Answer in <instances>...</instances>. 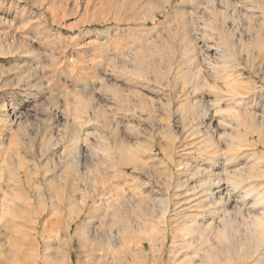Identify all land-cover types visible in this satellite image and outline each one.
<instances>
[{
	"label": "rangeland",
	"instance_id": "374dc122",
	"mask_svg": "<svg viewBox=\"0 0 264 264\" xmlns=\"http://www.w3.org/2000/svg\"><path fill=\"white\" fill-rule=\"evenodd\" d=\"M165 1L0 0V264H264V0Z\"/></svg>",
	"mask_w": 264,
	"mask_h": 264
},
{
	"label": "bare ground",
	"instance_id": "6f19581e",
	"mask_svg": "<svg viewBox=\"0 0 264 264\" xmlns=\"http://www.w3.org/2000/svg\"><path fill=\"white\" fill-rule=\"evenodd\" d=\"M145 2H146V4L147 5H149V7H154V5L153 4H157V0H144ZM181 1H183V0H181ZM171 2H172V0H166L165 1V3H164V5H162L161 6V8L162 9H166V6L167 5H170L171 4ZM211 2V1H210ZM146 4H143V5H146ZM138 5V4H137ZM142 6V5H141ZM157 7V6H156ZM159 7V6H158ZM197 7V6H196ZM199 7V6H198ZM148 8V7H147ZM160 8V9H161ZM160 9H154V10H156V11H153L152 9V11L150 10V12H151V14L148 16V19L150 20V21H152V23H155V19L157 18V14L160 12ZM167 10V9H166ZM173 10H175V9H173ZM172 10V11H173ZM168 13V12H167ZM193 16V12L190 10V11H183V13L180 15V16H172L171 15V13L170 14H168L167 16H166V22H167V24H166V26H163L160 30H158L155 34L153 33V30L151 31V33H153V35H151V36H149L145 41H143V45H145V48L146 47H148V48H151L149 51H151L152 49L153 50H158V48L162 45V43H164V44H169V43H172V44H178L179 45V47H181L182 45H183V38H184V35L186 34V32H187V30H188V19L190 18V17H192ZM197 16V15H196ZM146 20V19H145ZM194 20V19H193ZM144 21V20H143ZM194 22V21H193ZM199 22V21H198ZM195 23V22H194ZM191 25V24H190ZM152 28V27H151ZM150 28V29H151ZM149 30V29H148ZM149 32V31H148ZM155 32V31H154ZM145 33L146 32H144V34L143 35H145ZM198 35L200 34V33H197ZM148 35V34H147ZM146 36V35H145ZM145 36H142V37H145ZM139 41L141 42L142 40H140L139 39ZM140 44V43H139ZM142 45V44H141ZM142 45V46H143ZM140 48H142V47H140ZM144 48V49H145ZM176 48V47H175ZM172 49V48H171ZM173 49H174V47H173ZM172 49V50H173ZM148 50V49H147ZM146 51V50H145ZM184 55H185V57L186 58H188L189 60H190V63H193V64H190V68H189V72H191L192 70H197L198 71V65L197 64H194L195 62H194V60L188 55V54H186V53H184ZM183 57V56H182ZM193 61V62H192ZM195 65V66H194ZM211 69V71H212V75H215L214 73H215V70H214V68L213 67H211L210 68ZM192 72H194V71H192ZM241 85V84H240ZM244 85V84H243ZM194 86V85H193ZM196 88V87H195ZM243 89V91L242 90H240V91H236V96H238V98H239V100L241 101V100H243V98L245 99L246 97H248V98H250L251 96H252V94H253V92L251 93V91L250 90H248V89H246L245 87L244 88H242ZM218 95V94H217ZM220 96V95H219ZM219 97H217L216 99H218ZM247 99V98H246ZM238 100V101H239ZM237 114V113H236ZM236 114H234L235 115V117L236 118H238V115H236ZM246 115H247V117L248 118H253V115L251 114V113H249V112H247V113H245ZM259 135H261V133L259 132ZM259 137H261V136H259ZM201 144H203L202 142H201ZM210 149V148H209ZM209 151L210 150H207V149H205V147L203 148V149H201V153L202 154H207V153H209ZM133 159V158H132ZM136 165H134V167H135ZM12 176H13V179H14V187H13V189H14V192H13V208H14V212H15V215H16V218L17 219H21L22 218V209L20 208V204H19V201L21 200V198H22V195H23V193L25 192V190H26V188H27V184H28V174H27V171L25 170V169H23V170H21V168H20V166H18L14 171H13V174H12ZM23 176L24 177H26L25 179H23ZM71 183V182H70ZM219 183V182H218ZM96 184V183H95ZM104 185V184H103ZM102 185V186H103ZM70 187V186H69ZM101 188V187H100ZM71 189H75V188H71ZM65 190V189H64ZM67 192V191H66ZM68 193V192H67ZM67 193H66V195H67ZM71 193V192H70ZM103 194V193H102ZM100 195V194H99ZM99 195H97V197H98V199H99V197H101V195L99 196ZM116 195V194H115ZM58 197V196H57ZM66 197V196H65ZM72 197V196H71ZM75 198H76V196H74ZM59 198H60V196H59ZM59 198H57V199H59ZM64 198V197H63ZM63 198H60L59 199V204H57V202H56V206L54 207L53 206V203H52V209L53 208H56L57 206V208H59L60 209V211L61 212H63V211H65L66 209H67V219L68 220H66L65 221V223H67V227H68V229L67 230H69V228H70V221H71V219L73 218H75L74 216H72V213H73V210H75V208H73L72 209V202L70 201V200H68L69 202V206H68V208H65V206H64V199ZM67 198V197H66ZM68 198H70V197H68ZM87 198V197H86ZM114 199H116V197L114 198ZM95 200V199H94ZM102 200V199H101ZM100 200V201H101ZM127 200V199H126ZM87 201V200H86ZM91 201H92V199H91ZM106 201V200H105ZM128 201V200H127ZM188 201V200H187ZM94 202V201H93ZM75 203V202H74ZM100 203V202H99ZM102 203V202H101ZM105 203V202H104ZM85 204V203H84ZM96 204V203H95ZM106 204V203H105ZM55 205V204H54ZM101 205V204H100ZM103 205V204H102ZM56 208V209H57ZM79 208V207H78ZM85 208V207H84ZM102 209H104L105 207H101ZM192 208V207H191ZM56 209H54V210H56ZM190 209V208H189ZM57 211V210H56ZM59 211V212H60ZM100 212V211H99ZM99 212H97V214H99ZM102 212V211H101ZM104 212H106V210H104ZM78 211L77 212H74V214H75V216H76V218L79 216L78 214ZM55 214V216L58 214V213H54ZM61 214V213H60ZM59 214V217L61 216ZM73 214V215H74ZM77 214V215H76ZM101 214V213H100ZM112 214V213H111ZM101 216V215H100ZM115 216V215H114ZM205 216H206V214H205ZM96 217H98V215L96 216ZM56 218H57V216H56ZM100 218V217H99ZM114 218V217H113ZM205 218V217H204ZM108 219H109V217H108ZM121 219V218H120ZM119 219V220H120ZM75 220V219H74ZM104 220V219H103ZM111 220H112V218H111ZM106 221V220H105ZM190 221V220H189ZM117 222V221H116ZM121 222V221H120ZM112 223V222H111ZM100 224V223H99ZM103 224V223H102ZM117 224H118V222H117ZM122 224V223H121ZM124 224V223H123ZM122 224V226L124 227V228H126L127 227V225H123ZM36 225H37V223H36ZM100 226V225H99ZM120 226V225H119ZM101 227H103V226H101ZM36 229V228H35ZM102 229V228H101ZM127 229V228H126ZM103 230V229H102ZM106 230H107V228H106ZM118 230V229H117ZM122 230H124V229H122ZM121 230V231H122ZM62 231H64V230H62ZM105 231V230H104ZM110 231H113V230H110ZM107 232H108V230H107ZM123 232H125V231H123ZM122 232V233H123ZM59 233V232H58ZM71 233V232H70ZM101 233H105V232H101ZM122 233H121V235H122ZM38 234V233H37ZM115 234V233H114ZM70 235V234H69ZM73 234H71V236H72ZM88 236V235H87ZM103 236V235H102ZM105 236H107V235H105ZM105 236H103V237H105ZM110 236V235H109ZM109 236H107V238L106 239H108V237ZM113 236V235H112ZM116 236V235H115ZM63 237H65V236H63ZM70 237V236H69ZM89 237H90V235H89ZM119 237V236H118ZM57 238V237H56ZM67 238V237H66ZM65 238V239H66ZM37 239V241H36V243H37V248H39L40 246H38V245H41L40 244V241H39V239L38 238H36ZM63 239V238H62ZM73 239V238H72ZM72 239H71V241H72ZM97 239V238H96ZM103 239V238H102ZM101 239V240H102ZM111 239V237L109 238V240ZM112 239H114V238H112ZM121 239H122V237H121ZM18 240V239H17ZM56 240H58L59 241V238L58 239H56ZM94 240V239H93ZM125 239H123V241H124ZM67 241V240H66ZM91 241H92V239H91ZM95 241V240H94ZM94 241H93V243H94ZM122 241V242H123ZM88 242V241H87ZM100 242V241H99ZM108 242H110V241H108ZM95 243H97V242H95ZM114 243H115V241H114ZM43 244V243H42ZM79 244V243H78ZM90 244V243H89ZM113 243H111V245H112ZM36 245V244H35ZM65 245H69V243L67 244H65ZM94 245V244H93ZM99 245V244H98ZM104 245V244H103ZM102 245V246H103ZM115 245V244H114ZM45 246V245H44ZM71 246V245H70ZM78 246V245H77ZM91 246V248H92V245H90ZM89 246V247H90ZM109 246H110V244H109ZM109 246L107 247V248H109ZM113 246V245H112ZM111 246V248H114V247H112ZM42 247V246H41ZM46 247V246H45ZM58 247V246H57ZM84 247V246H83ZM115 247H116V245H115ZM84 248H86V247H84ZM117 248V247H116ZM57 249V248H56ZM82 249V248H81ZM90 249V248H89ZM96 249H97V247H96ZM101 249H103V248H101ZM110 249V248H109ZM78 250V249H77ZM88 250V249H87ZM89 251V250H88ZM103 251H105V249L103 250ZM111 251H113V249L111 250ZM122 252H123V250H122ZM124 252H126V251H124ZM99 253V252H98ZM101 253V252H100ZM99 253V254H100ZM106 253V252H105ZM112 253V252H111ZM118 253V252H117ZM120 253H121V251H120ZM96 254V253H95ZM122 254H124V253H122ZM132 254V253H131ZM104 255H106V254H104ZM111 255H113V254H111ZM125 255V254H124ZM130 255V254H129ZM135 255H136V253H135ZM88 256V255H87ZM108 256V255H107ZM110 256V255H109ZM126 256V255H125ZM125 256H124V258H125ZM133 256V255H132ZM88 257H90V256H88ZM98 257L99 256H97V259H98ZM100 257H102V256H100ZM114 257V256H113ZM120 258H121V255H120ZM144 258V257H143ZM89 259H91V258H89ZM97 259H95V260H97ZM138 259V262H139V257L137 258ZM88 260V259H87ZM92 260V259H91ZM111 260H113L112 258H111ZM114 260H116V258L114 259ZM181 260V259H180ZM101 261V260H100ZM100 261H99V263H100ZM121 261V260H120ZM124 262V261H123ZM133 262V261H132ZM136 262V261H135ZM112 264V263H111ZM115 264V263H114ZM125 264V263H124ZM130 264H132L131 262H130ZM138 264H140V263H138Z\"/></svg>",
	"mask_w": 264,
	"mask_h": 264
}]
</instances>
